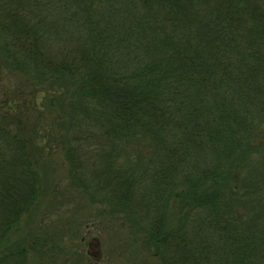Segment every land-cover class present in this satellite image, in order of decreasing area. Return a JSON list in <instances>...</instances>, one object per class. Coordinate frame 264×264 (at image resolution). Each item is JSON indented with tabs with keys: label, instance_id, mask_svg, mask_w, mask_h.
I'll use <instances>...</instances> for the list:
<instances>
[{
	"label": "trees",
	"instance_id": "trees-1",
	"mask_svg": "<svg viewBox=\"0 0 264 264\" xmlns=\"http://www.w3.org/2000/svg\"><path fill=\"white\" fill-rule=\"evenodd\" d=\"M0 19L27 81L0 100V264H26L5 247L56 143L74 216L104 207L158 264H264V0H0Z\"/></svg>",
	"mask_w": 264,
	"mask_h": 264
},
{
	"label": "rangeland",
	"instance_id": "rangeland-1",
	"mask_svg": "<svg viewBox=\"0 0 264 264\" xmlns=\"http://www.w3.org/2000/svg\"><path fill=\"white\" fill-rule=\"evenodd\" d=\"M3 38L0 30V64L6 58ZM5 71L0 65V100L8 80L13 85L8 92L16 99L17 88L22 84L25 86L27 81L17 73ZM52 134L59 137L54 129ZM45 150L40 162L47 166L46 175L40 176L41 204L37 205L36 215L22 218L19 231L10 237L5 248H25L26 264H158L153 252L143 247L142 240L134 236L128 224L119 217L109 218L104 207L87 204L85 212L74 216L73 211L81 207L77 203L79 197L74 195L75 205L70 206V212V209L66 210L65 203L70 199L66 195L69 183L63 149L56 143ZM170 213L174 214V207ZM92 216L100 219L92 218V222L87 223ZM175 223L174 215H171L170 227Z\"/></svg>",
	"mask_w": 264,
	"mask_h": 264
}]
</instances>
